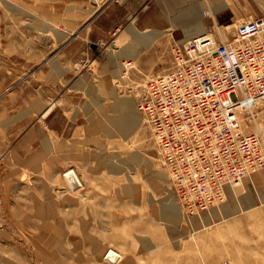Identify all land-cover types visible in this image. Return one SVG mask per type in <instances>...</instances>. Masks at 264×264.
<instances>
[{"label": "rangeland", "instance_id": "374dc122", "mask_svg": "<svg viewBox=\"0 0 264 264\" xmlns=\"http://www.w3.org/2000/svg\"><path fill=\"white\" fill-rule=\"evenodd\" d=\"M156 1L158 6L154 0H147L142 12H133L129 30L108 35L72 30L60 41L55 31L44 29L50 23L59 29L70 26L66 21L60 25L56 15L57 10L69 5V0H0V114L14 112L23 97L36 92L34 83L42 82L43 71L51 60L62 66L63 72L71 67L73 75L86 77L82 88H73L71 82L64 87L81 107L78 120L83 126L71 138L83 141L79 146L87 156L57 159L52 164L46 161L34 173L24 165L31 150L43 147L45 134L41 128L36 143L22 148L26 158L21 159L18 174H10L16 160L13 164L12 160H0V264H49L43 255L50 254L52 245L60 243L68 264H75L79 255L88 264H264V169L233 184V190L228 186L223 202L210 210L189 208L176 194L153 130L138 110L147 82L171 70L175 48L185 44L182 40L186 28L203 22L217 41L230 43L241 24L264 17V0H186L188 5L194 4L195 10V23L189 26L185 22L193 14L180 13L178 0ZM138 2L133 0V7ZM227 26L229 33L223 41L217 27L225 33ZM141 37L147 40L145 44L139 43ZM130 47L136 48L134 57H123ZM59 55H72L76 62L65 59L62 63ZM110 56L117 59L114 64L109 63ZM122 62L129 68L123 70ZM72 74L63 81L70 80ZM125 99L133 102V108L143 118L135 134L125 139L117 131L111 134L100 128L94 140L89 141L88 126L93 121L110 125L111 118L118 115L115 105ZM35 117L37 121L39 115ZM72 124L70 119V130ZM135 153L141 155L139 164L126 165V159ZM103 160L106 163H101ZM69 169L79 176L76 188L65 180L64 172ZM156 174L161 178L155 180ZM152 179L157 181V188ZM130 186L138 190L127 193ZM247 198L251 201L248 204ZM48 201L55 204L53 214L62 218V223L53 219L54 223L49 224L54 229H64L67 238L45 237L48 224L40 221L35 204ZM251 204L256 208H249ZM169 209L175 212L173 219L167 215ZM197 217L201 219L196 223ZM225 218L228 220L215 223ZM206 223H211V228L203 227ZM91 237L104 247L99 256ZM77 243L81 248L77 249ZM152 246L156 249H150ZM108 249L123 252L117 262L106 258Z\"/></svg>", "mask_w": 264, "mask_h": 264}, {"label": "built area", "instance_id": "2783aa9c", "mask_svg": "<svg viewBox=\"0 0 264 264\" xmlns=\"http://www.w3.org/2000/svg\"><path fill=\"white\" fill-rule=\"evenodd\" d=\"M174 51L171 70L144 86L138 110L176 194L210 210L228 186L264 169V131L244 130L264 108V17L241 24L230 43L207 34Z\"/></svg>", "mask_w": 264, "mask_h": 264}, {"label": "crops", "instance_id": "0c3cea01", "mask_svg": "<svg viewBox=\"0 0 264 264\" xmlns=\"http://www.w3.org/2000/svg\"><path fill=\"white\" fill-rule=\"evenodd\" d=\"M138 1L139 2L135 4L136 7H133V0H69V5L67 7H61L59 10H57V14L56 12L54 14L59 16L60 25L65 21V24L70 25L68 28H66L67 30L60 28L61 30H84L91 31V33L97 32L98 35L100 33L108 35L114 34L116 31L131 29L130 25L132 22L133 12L136 10L142 12V8L147 6V0ZM154 1L156 6H158V1ZM176 3L179 7L180 13L185 15L193 14L191 19L185 22V26L192 25L195 22V20H193L195 14L193 6L194 4L188 5L186 0H178ZM70 15L75 16L72 18V16L69 17ZM50 24L56 25L54 23ZM185 26L184 28H186ZM192 27L189 26L186 28L187 30H184L186 31L185 37L189 34V31L193 29ZM187 42L183 41V43ZM74 43L75 42H72L70 45L72 46ZM58 57H60L59 59L60 62L62 61V63L65 59L68 62H76L72 60V55H59ZM49 64L50 66L45 67V71H43L44 74L42 82H38L37 84L36 82L34 83L33 87H35L34 90L36 92H30V95L23 97V100H20L22 103H20L19 107L13 110L14 112L0 114V160L3 162H6V160H12V164L14 160L17 161L15 167L11 166V175L18 174L20 172V167L18 165H20L21 159L26 158V156L23 155L24 150L22 148L25 146L30 147L36 143V137L40 133L41 128L45 134L44 139L41 140L43 147L36 152H33L34 149L31 150L32 153L26 158L27 161L24 165L32 168L34 173L43 167V163L46 161L52 164L53 161L57 159L67 160L87 157L85 156L83 148L79 146L80 142L83 141H80V139H77L76 137L71 138V136H76V134L78 135V129L83 126L82 120H78L81 119V107L78 106L79 103L75 104L77 103L75 98L66 94L67 89L64 87L71 82L70 84H73V88H82L86 77H79L78 74L73 75V68L71 67H69L70 69L63 72L62 66H59L56 63L53 64L52 60L49 62ZM38 72L39 71L36 73ZM71 74L72 77L70 80H64V82L63 78ZM76 91H78V89ZM1 107H3V104L0 103V111H2ZM69 112L71 113V116H68ZM36 115H39L37 119L38 122L34 121ZM70 119L73 120L72 130L68 128ZM40 121H42L44 127ZM93 122L92 125L90 124L88 126V132L90 134L89 141L94 140L96 135L95 133L98 131L94 127L98 122L95 124H93ZM69 142H71V144H69ZM54 146H57V149H55ZM54 210L55 209L52 210V214L50 216L45 218L39 216L38 214L37 215L45 223V225L52 223V219H55L56 222L62 223V218H57L53 214ZM45 228L48 229L47 226H45ZM50 228V231L45 229L44 235L46 238L50 237L53 239H64L68 237L65 231L60 229L54 230L53 227ZM91 240H93L91 241V244L95 246L94 248L97 252L96 255L99 256L103 253L102 248L104 247L101 246L100 242H94V239L92 238ZM59 246H61V250H58L57 248L53 249V247H51V253L55 249L58 250V254L55 256L54 262H56V260L58 262L59 260L64 259L68 263L69 260L63 256L64 248L62 244L60 243ZM76 247L77 249L81 248L80 243H77ZM150 249H156V247L152 246ZM46 254L48 255V253H45V255ZM50 256L52 255L50 254ZM81 262L85 261L83 257L79 255V258L76 259L75 263Z\"/></svg>", "mask_w": 264, "mask_h": 264}, {"label": "bare ground", "instance_id": "6f19581e", "mask_svg": "<svg viewBox=\"0 0 264 264\" xmlns=\"http://www.w3.org/2000/svg\"><path fill=\"white\" fill-rule=\"evenodd\" d=\"M194 6V5H193ZM183 7V6H182ZM184 8V7H183ZM194 12H195V10H194ZM233 19V18H232ZM193 20H195V17H194V19ZM195 23V22H194ZM195 26H194V28H193V30H191V31H189V34L185 37V39H183L182 41H185V42H187V41H190L191 39H194V38H197V37H200V36H204V35H210V36H212L216 41H217V39H216V37H215V35L213 34V33H210L208 30H207V28H206V26L203 24V22H197V24H194ZM227 29V31L225 32V33H223V31H221L222 29H220V27H217V34L219 35V37L221 38V39H223V41H224V39H226V37H227V34L229 33L228 31H229V27L227 26L226 27ZM49 30H53V31H55L56 32V35L58 36V38L60 39V41L61 40H64L65 39V37H67L69 34H71V33H68V31H65V30H60L59 29V27L58 26H55V25H50V27H46L45 29H44V31H49ZM64 31V32H63ZM148 39V38H147ZM147 40H145L144 38H142L141 37V39H140V43H142V44H145V42H146ZM224 42H226V41H224ZM135 49L136 48H132V47H130L129 48V50L128 51H125L124 52V54L122 55L123 57H128V58H131V57H134V54H135ZM133 59V58H132ZM116 58H115V56H110V60H109V63L110 64H114L115 62H116ZM123 63V62H122ZM91 64V63H90ZM92 66V65H91ZM105 67V66H104ZM122 68H123V70H125V69H128L127 68V65H125V63H123V65H122ZM124 75H125V73H124ZM123 79V78H122ZM115 109H116V111L118 112V115L117 116H114V117H112L111 118V120H110V125H109V123H107V122H98L97 124H95V129H104V130H106L107 132H109V133H111V134H113V133H115L116 131L118 132V134L120 135V136H123L125 139H128V138H130L133 134H135V132L137 131V129L139 128V126H140V124H141V120L143 119L141 116H140V114L139 113H137V111L135 110V108H133V102L130 100V99H125V100H121V101H119L116 105H115ZM256 115H257V117L255 118V119H253L252 120V122L250 123V124H248V125H245L244 126V130H247V131H249V132H263L264 131V108H259V109H257L256 110ZM115 115H116V113H115ZM142 126V125H141ZM97 127V128H96ZM153 132V131H152ZM147 155V154H146ZM141 158V155L140 154H133V155H131L129 158H127L126 159V165H128V166H130L131 164H134L135 163V165L137 166L138 164H139V162H140V159ZM148 158H150V157H148ZM103 161H105V160H103ZM101 163H106V161L105 162H101ZM109 163V162H108ZM107 165V164H106ZM131 169H132V167H131ZM113 170L114 171H116V166L114 165L113 166ZM124 171H126L128 174H131L127 169H125L124 168ZM157 171V170H156ZM64 174H65V180L67 181V183L70 185V187H72V188H76L75 187V185L77 184V183H79L80 182V179H79V176H78V174H77V172L75 171V170H68V171H66V173L64 172ZM133 174V173H132ZM254 174V173H253ZM163 177V176H162ZM250 177V176H249ZM159 178H161V175H158V174H156V178H155V180H158ZM153 181H152V183L155 185V187L157 188L158 186H157V181H154V179H152ZM59 181V180H58ZM54 182V181H53ZM65 182V181H64ZM63 182V183H64ZM52 183V182H51ZM65 184V183H64ZM242 184V183H241ZM66 186V185H65ZM232 186V185H231ZM230 186V190H233V186L231 187ZM82 187V186H81ZM71 188V189H72ZM90 190V189H89ZM138 190V188H136L135 186H130L129 187V190H127L126 192L128 193H132V192H134L135 193V191H137ZM76 191V190H75ZM74 192V191H73ZM71 193V192H70ZM89 193V192H88ZM67 194V193H66ZM72 195V194H71ZM78 195V194H77ZM93 195V194H92ZM88 196V195H87ZM96 196V195H95ZM155 196V195H154ZM72 197V196H71ZM74 197V196H73ZM75 197H76V195H75ZM74 197V198H75ZM79 197V196H78ZM78 197H76V198H78ZM91 196H89V198H90ZM75 198V199H76ZM264 199V198H263ZM44 200V199H43ZM70 200V199H69ZM80 200H81V198H79V202H80ZM33 202V201H32ZM83 202V201H82ZM245 202L248 204V203H250L251 201H250V199L249 198H247V199H245ZM19 203H20V200H19ZM85 203V202H84ZM15 204H18L17 202L15 203ZM34 204V203H33ZM175 205V204H174ZM233 205V204H232ZM22 206V208L24 207L23 205H21ZM71 206V205H70ZM255 205H253V204H251L250 205V207L249 208H253ZM20 207V206H19ZM25 207H27V206H25ZM30 207V206H29ZM29 207H27V208H29ZM74 208H75V206H73ZM176 207H178V205L176 204ZM16 208H18V207H16ZM32 208V207H31ZM35 208H36V211H37V213L36 214H38L39 216H41V217H43V218H45V217H47V216H50L51 214H52V210L54 209V204L52 203V202H42V203H36L35 204ZM254 208H256V207H254ZM30 209V208H29ZM176 210H179V212H180V209L178 208H176ZM31 211V210H30ZM33 211V210H32ZM59 211V210H58ZM11 212V211H10ZM76 212V211H75ZM74 212V213H75ZM78 212H80V210L78 211ZM234 212V211H233ZM74 213H73V215H74ZM15 214V213H14ZM18 214V213H17ZM79 214V213H78ZM16 215V214H15ZM23 215V214H22ZM168 216H169V218H171V219H173V217H175L176 215H175V212L172 210V209H169L168 210V214H167ZM218 215V214H217ZM21 216V215H20ZM62 216H64V215H62ZM18 217V216H17ZM16 217V218H17ZM65 217V216H64ZM206 217V216H205ZM0 218H1V216H0ZM20 218V217H19ZM23 218V217H22ZM21 218V219H22ZM32 218H34V217H32ZM67 218V217H66ZM70 218H73V217H70ZM85 218V217H84ZM18 219V218H17ZM64 219V218H63ZM201 219V217H197V219H194L195 220V222L197 223V222H199V220ZM20 220V219H19ZM53 220V219H52ZM66 220V219H65ZM226 220H228V219H223V220H219V221H217V222H215V223H221V222H225ZM0 221H1V219H0ZM40 221H42V220H40ZM90 221V220H89ZM93 221V220H92ZM41 223V222H40ZM54 223V222H53ZM73 225V224H72ZM76 225V224H75ZM93 225V224H92ZM31 226V225H30ZM67 227H69V224H67L66 225ZM211 226H212V224L211 223H206V224H204V226L203 227H209V228H211ZM47 227L48 228H50L51 227V225L50 224H48L47 225ZM58 227V226H57ZM38 228V227H37ZM28 229H30V228H28ZM39 229V228H38ZM66 229V228H65ZM90 229V228H89ZM54 230H57V229H54ZM64 230V229H63ZM75 230V227L73 228L72 227V232ZM29 231V230H28ZM34 232H36V231H34ZM37 232H39V231H37ZM36 232V233H37ZM75 232V231H74ZM89 232V231H88ZM71 234V233H70ZM89 234V233H88ZM91 234V233H90ZM37 235V234H36ZM28 236V235H27ZM54 236V235H53ZM91 236V235H90ZM61 237V236H60ZM82 237V236H81ZM84 237V236H83ZM29 238H31V237H29ZM91 238H94V237H91ZM61 239H63V238H61ZM81 239V238H80ZM97 238H95V240H96ZM97 241H100V240H97ZM67 242H68V240H67ZM72 242V241H71ZM74 242V241H73ZM72 242V243H73ZM86 242V241H85ZM95 242V241H94ZM97 243V242H96ZM99 243V242H98ZM103 243V242H102ZM108 243V242H107ZM42 244V243H41ZM69 244H71L70 242H69ZM86 244H88L87 242H86ZM86 244H85V246H86ZM39 245V244H38ZM46 245V244H45ZM66 244H64V246H65ZM93 245V244H92ZM100 245V244H99ZM44 246V245H43ZM90 246V245H89ZM34 247V246H33ZM52 247H53V249L54 248H57L58 250H61V246H59V245H57V244H55V245H52ZM99 247V246H98ZM91 248V247H90ZM94 248V247H93ZM96 248H97V246H96ZM47 249V248H46ZM57 249H55V250H53L52 251V253H50L52 256H50V254H46V255H43L44 256V260H45V262H47V263H49V264H68L67 262H66V260H59L58 262H57V260H56V262L54 263V261H55V256L58 254V250ZM63 249V248H62ZM72 249V248H71ZM95 249V248H94ZM32 250V249H31ZM34 250V249H33ZM45 250V249H44ZM86 250V249H85ZM72 252V251H71ZM70 252V253H71ZM34 253V252H33ZM84 253L86 254V252L84 251ZM87 253H89L88 251H87ZM123 253V252H122ZM122 253H119L118 251H116V249L114 250V249H108L107 250V254H106V258L109 260V261H111V262H113V263H115V262H117L119 259H120V257H121V254ZM35 254V253H34ZM43 254V253H42ZM65 256V255H64ZM73 256V255H72ZM35 259H36V257H35ZM92 260V259H91ZM94 260V259H93ZM95 261V260H94ZM93 261V262H94ZM96 263H97V261H95ZM94 262V263H95ZM105 262V261H104ZM106 262H107V260H106ZM222 262V261H221ZM1 263V262H0ZM218 263H220V262H218ZM75 264H88V263H85V262H81V263H75ZM112 264V263H111ZM117 264V263H116Z\"/></svg>", "mask_w": 264, "mask_h": 264}]
</instances>
